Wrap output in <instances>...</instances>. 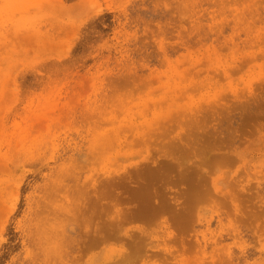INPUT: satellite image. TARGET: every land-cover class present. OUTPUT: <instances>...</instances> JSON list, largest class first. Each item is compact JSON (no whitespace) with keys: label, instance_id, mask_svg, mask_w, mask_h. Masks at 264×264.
I'll return each mask as SVG.
<instances>
[{"label":"rangeland","instance_id":"374dc122","mask_svg":"<svg viewBox=\"0 0 264 264\" xmlns=\"http://www.w3.org/2000/svg\"><path fill=\"white\" fill-rule=\"evenodd\" d=\"M123 259L264 264V0H0V264Z\"/></svg>","mask_w":264,"mask_h":264},{"label":"bare ground","instance_id":"6f19581e","mask_svg":"<svg viewBox=\"0 0 264 264\" xmlns=\"http://www.w3.org/2000/svg\"><path fill=\"white\" fill-rule=\"evenodd\" d=\"M73 203L75 204V205H78L79 204V201L76 199V200H74L73 201ZM229 258L231 259L232 258V256L229 254ZM123 262V264H126L127 262H129L127 259H123L122 260ZM120 264V263H119Z\"/></svg>","mask_w":264,"mask_h":264}]
</instances>
